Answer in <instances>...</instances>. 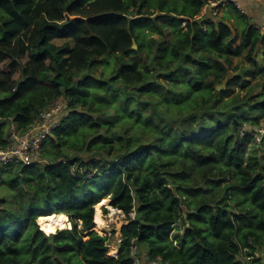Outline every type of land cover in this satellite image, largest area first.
I'll return each mask as SVG.
<instances>
[{
    "label": "trees",
    "instance_id": "16d2710c",
    "mask_svg": "<svg viewBox=\"0 0 264 264\" xmlns=\"http://www.w3.org/2000/svg\"><path fill=\"white\" fill-rule=\"evenodd\" d=\"M206 1L0 0V144L67 103L42 166L0 167V264H133L134 245L174 264H263L247 257L264 247V26L232 6L240 34L227 18L205 27ZM252 133L263 146L245 160ZM105 197L135 211L116 257L92 229ZM60 212L72 228H40Z\"/></svg>",
    "mask_w": 264,
    "mask_h": 264
},
{
    "label": "built area",
    "instance_id": "2783aa9c",
    "mask_svg": "<svg viewBox=\"0 0 264 264\" xmlns=\"http://www.w3.org/2000/svg\"><path fill=\"white\" fill-rule=\"evenodd\" d=\"M254 1L264 5V0ZM232 6L245 14H249V10H251L240 0H207L195 19H214L223 10L232 8ZM255 11L259 15L264 13V8L258 6ZM253 24L257 28H263L264 21L257 24L253 22ZM66 108L65 100L55 99L39 111L36 120L26 129L21 130L16 125H12L5 143L0 144V167L44 164L45 159L42 157L43 141L61 124ZM130 214L133 216V212ZM134 246L131 247L133 264H174L163 260L161 256L152 258L148 253L140 258Z\"/></svg>",
    "mask_w": 264,
    "mask_h": 264
},
{
    "label": "rangeland",
    "instance_id": "374dc122",
    "mask_svg": "<svg viewBox=\"0 0 264 264\" xmlns=\"http://www.w3.org/2000/svg\"><path fill=\"white\" fill-rule=\"evenodd\" d=\"M258 4H260V3H258ZM259 6L264 8L263 4H260ZM254 12L255 13L248 14L250 16L251 21L256 23V24L258 22L263 23V21H264V13L262 12L261 14L258 15L256 11H254ZM169 15L164 17V18H161L160 21H159V22H164L165 24H167V28H166L167 31H169L171 29V24L169 22L171 21L170 19H173V17H174V15H171V14H169ZM156 16H154V17H156ZM215 18L216 19L227 18L228 20H230V22L236 28H238L237 32H238V34H240V31H241V29L243 27V21L234 12H232V8L231 7H229L228 9L223 10L222 13L220 15L216 16ZM209 19L210 18H208L207 20H204L205 21V23H204L205 27L207 26V21H209ZM194 20L203 21L202 19H195V17H194ZM183 25H185V24H183ZM154 36L158 37L159 35L158 34H154ZM172 37H173V34H169L168 35V39L169 40H171ZM56 42L58 44H61L62 42H64V40H58ZM239 44H240V41L238 40L235 43V47L239 46ZM144 51L145 50H143L141 52V55H137L138 59L141 62H143V63L147 62L150 65L151 68L155 69V67H153L155 62L148 60L144 56L145 55ZM263 56H264V47L259 49L257 51V53H256V58L258 60H261L260 57H263ZM247 61L248 60L246 59V53H244L241 56H235L234 57L233 65H236L238 63H243L244 65H248ZM110 71L111 70H107V73H109ZM95 73H96V75H100L101 73H104L103 66L99 65L98 68L96 69ZM236 90L237 91H239V90L242 91V89L239 88V86H236ZM63 101H64V99H63ZM113 104L118 105V101L115 99L113 101ZM143 111H146L147 113H150V111L146 107H143ZM10 127H12V126L10 125L9 128ZM262 131L264 132V128H262ZM262 146H263L262 136L259 135L258 133H255V134L252 133V137L249 138L248 140H246L243 143L242 158L246 160L247 159V155L250 152H252L257 147L262 148ZM42 165L43 164H41L40 166H42ZM3 175H5V173ZM226 183L227 182H224L223 184H226ZM100 185L102 186V184H100ZM106 198L109 199V203L101 208L102 214H103V216H104V218L106 220V225L103 226V228H101V230L97 229L96 228L97 224L95 222V217H94V222H95L94 224L95 225H94V227L92 229L97 231L100 235H107V234L110 235V234H112L111 239H110L109 244H108L109 245L108 255L109 256H117L118 252L120 250L121 244H122V240H123V237H122V234H121V228L127 222V216L124 215V213L121 210L117 209L116 207H114L111 204V198L110 197H106ZM103 199H105V198H103ZM110 208H112V209H110ZM186 213H187V209L185 208L184 209V214H186ZM134 214H135V211H133V215ZM178 225H181L180 226L181 230H178L177 228H175V230L172 231L173 234H175V233H181L182 234L184 232V230L186 229V227L183 225V221L182 220L179 221ZM72 226H73V224L71 225V227L69 226V227H65V228H62V229L72 228ZM40 228H41V226H40ZM58 231H59V229L56 230V232H58ZM56 232H50V233H56ZM50 233H48V234H50ZM87 237L88 236H86V238ZM171 239L173 240L174 244H177V241L175 240L174 235L171 236ZM134 247H136V251L139 253L138 257L143 258L144 255L146 254V251H147L146 247L143 246V245H135ZM253 258H257V259L261 260V262H263V264H264V247L261 248L260 250H257L255 255H254V257H247V259H250V261H252V263H254V259Z\"/></svg>",
    "mask_w": 264,
    "mask_h": 264
},
{
    "label": "bare ground",
    "instance_id": "6f19581e",
    "mask_svg": "<svg viewBox=\"0 0 264 264\" xmlns=\"http://www.w3.org/2000/svg\"><path fill=\"white\" fill-rule=\"evenodd\" d=\"M101 200L96 204L95 214V222L97 224L96 228L99 230H101V228L106 225V220L102 214L101 208L109 203V199L106 197L102 201ZM69 218L70 217L65 212H60L39 216L37 222L45 232L50 233L56 232V230L58 229H62L69 226L71 227L72 223Z\"/></svg>",
    "mask_w": 264,
    "mask_h": 264
},
{
    "label": "crops",
    "instance_id": "0c3cea01",
    "mask_svg": "<svg viewBox=\"0 0 264 264\" xmlns=\"http://www.w3.org/2000/svg\"><path fill=\"white\" fill-rule=\"evenodd\" d=\"M245 6H247L248 8H250L251 10H249V14L250 13H255V9L258 8L259 4L257 2H255L254 0H240Z\"/></svg>",
    "mask_w": 264,
    "mask_h": 264
},
{
    "label": "clouds",
    "instance_id": "9594fccd",
    "mask_svg": "<svg viewBox=\"0 0 264 264\" xmlns=\"http://www.w3.org/2000/svg\"><path fill=\"white\" fill-rule=\"evenodd\" d=\"M118 209V208H117ZM120 210V209H119ZM131 213V212H130ZM95 214H96V205H95ZM124 215H126L125 213H124ZM69 216V215H68ZM127 216V222L126 223H128L129 222V218L131 219V218H133L134 217V215L132 216L131 214H129V215H126ZM70 217V216H69ZM72 222V221H71ZM125 223V224H126ZM42 229V228H41ZM108 235V234H107ZM110 235H112V234H110ZM116 257V256H115Z\"/></svg>",
    "mask_w": 264,
    "mask_h": 264
},
{
    "label": "water",
    "instance_id": "95a60500",
    "mask_svg": "<svg viewBox=\"0 0 264 264\" xmlns=\"http://www.w3.org/2000/svg\"><path fill=\"white\" fill-rule=\"evenodd\" d=\"M133 47L137 48V42L134 40ZM224 85H219L218 88H222Z\"/></svg>",
    "mask_w": 264,
    "mask_h": 264
}]
</instances>
